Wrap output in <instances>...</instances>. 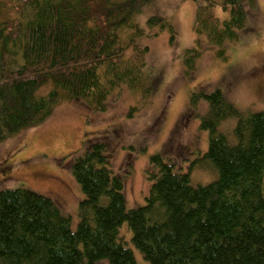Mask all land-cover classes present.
Masks as SVG:
<instances>
[{
  "label": "trees",
  "instance_id": "16d2710c",
  "mask_svg": "<svg viewBox=\"0 0 264 264\" xmlns=\"http://www.w3.org/2000/svg\"><path fill=\"white\" fill-rule=\"evenodd\" d=\"M153 1L0 0V141L45 121L63 99L103 112L122 84L149 95L153 85L141 86L148 46L139 41L146 33L136 18ZM194 1L195 38L182 58L188 79L204 51L229 58L228 44L251 28L247 15L255 3ZM147 20L174 38L165 17ZM201 99L206 150L186 172L162 152L151 154L143 205L127 207L124 175L113 171L109 142L99 136L70 154L83 194L75 228L52 197L1 188L0 264H138L120 233L124 223L150 264H264V110L243 111L218 88L194 90L190 105ZM193 164L211 167L216 178L193 185Z\"/></svg>",
  "mask_w": 264,
  "mask_h": 264
},
{
  "label": "rangeland",
  "instance_id": "374dc122",
  "mask_svg": "<svg viewBox=\"0 0 264 264\" xmlns=\"http://www.w3.org/2000/svg\"><path fill=\"white\" fill-rule=\"evenodd\" d=\"M197 4L194 0H154L138 14L136 19L146 33L139 43L148 46L141 86L153 85L149 95L144 96V88L136 91L122 84L110 92L103 112L92 110L81 100L63 99L42 123L1 140L0 189L23 186L52 197L71 217L75 228L83 194L68 162L84 140L99 136L109 142L113 171L124 175L127 207L132 208L145 203L150 185L146 168L151 154L162 152L186 172L198 152L206 150L208 133L199 128V122L207 105L202 99L190 105L194 90L203 88L209 92L218 88L239 109L263 111L264 0H255L254 7L248 9L247 23L251 28L228 44L229 58H217L213 49L204 51L188 79L182 58L194 42ZM214 13L221 19L227 16L219 7ZM150 16L165 17L173 27L174 38L170 29L150 28ZM130 54L127 51L126 57ZM132 107L137 110L129 116ZM129 163L131 169L127 171ZM216 176L209 166L198 168L193 164L190 170L193 185L207 184ZM120 233L137 263L150 264L131 243L126 223Z\"/></svg>",
  "mask_w": 264,
  "mask_h": 264
}]
</instances>
